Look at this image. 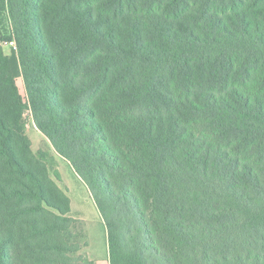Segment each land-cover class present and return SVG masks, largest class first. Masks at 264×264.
Here are the masks:
<instances>
[{
	"label": "trees",
	"instance_id": "1",
	"mask_svg": "<svg viewBox=\"0 0 264 264\" xmlns=\"http://www.w3.org/2000/svg\"><path fill=\"white\" fill-rule=\"evenodd\" d=\"M21 76L110 264H148L123 231L167 235L179 264H264V0H0V264H93L24 132Z\"/></svg>",
	"mask_w": 264,
	"mask_h": 264
},
{
	"label": "rangeland",
	"instance_id": "2",
	"mask_svg": "<svg viewBox=\"0 0 264 264\" xmlns=\"http://www.w3.org/2000/svg\"><path fill=\"white\" fill-rule=\"evenodd\" d=\"M2 48L6 56L13 57L16 55L18 57V50L14 48V45L3 43ZM17 86L20 95L23 98L24 104L28 105L26 88L22 76L17 79ZM24 120V132L31 142V149L33 154L41 161H43L49 168L48 173L50 178H52L56 182L58 181L57 183L59 187L69 194L73 201V208L75 206V208L77 207L80 210L83 217L87 221L86 228L89 234L88 243L92 245V243L95 242L97 245L96 249L100 257H103V255L105 254V242L103 240L101 241V234L103 233L102 219L93 198H91L90 193L85 186L86 184L84 185V183L75 175L69 163L59 155L50 140L38 129L29 105L27 110L25 111ZM57 175H59V177ZM78 226V229L75 233L80 235L81 233L79 232V230H84V224L82 220L78 221ZM155 234L157 235L158 245L156 241H153L152 239V241L150 243H147L144 248H140L139 245L134 244L131 241L130 236L126 232L123 231L120 235L124 240V243L129 244L133 250H138L137 252L141 256V258L148 264H151L155 260V258L153 257V254L155 253H152L151 251L152 247H155L157 249V253L155 255L158 258L157 264H179L177 245H175V243L167 235L160 233ZM84 261L85 260L81 262L75 261L73 262V264H89L88 262L86 263ZM13 264L29 263H22L21 258H18L17 260L15 258Z\"/></svg>",
	"mask_w": 264,
	"mask_h": 264
},
{
	"label": "crops",
	"instance_id": "3",
	"mask_svg": "<svg viewBox=\"0 0 264 264\" xmlns=\"http://www.w3.org/2000/svg\"><path fill=\"white\" fill-rule=\"evenodd\" d=\"M74 173H75V171H74ZM75 175L79 178V176L76 173H75ZM84 185H85V183H84ZM87 190L90 193L88 188H87ZM67 195L70 198V202H71V213H70V216L73 219H75L76 221H79V220L81 221L82 220V222L84 224V226H83L84 230L83 229H81V231L79 230V232L81 233V241H80V249L81 250L79 252V255L87 258L93 264H110L109 263L108 234H107V229H106V226H105L104 219H103L100 211L98 210V212H99V214L101 216V219H102V227H103V233L101 234V241L103 240L105 242V244H104L105 245V249H104L105 254L103 255V257H100V255H99V253H98V251L96 249L97 245H96L95 242H93L92 245L90 243H88L89 234H88V231H87V228H86V222L87 221L85 220V218L83 217L82 213L80 212V210L77 207L75 208V206H74V208H73V206H72L73 201H72V199H71V197L69 196L68 193H67ZM90 196H91V198H93L91 193H90ZM94 203H95V201H94ZM78 228H79V226H78Z\"/></svg>",
	"mask_w": 264,
	"mask_h": 264
},
{
	"label": "built area",
	"instance_id": "4",
	"mask_svg": "<svg viewBox=\"0 0 264 264\" xmlns=\"http://www.w3.org/2000/svg\"><path fill=\"white\" fill-rule=\"evenodd\" d=\"M12 45H14V43H12Z\"/></svg>",
	"mask_w": 264,
	"mask_h": 264
}]
</instances>
